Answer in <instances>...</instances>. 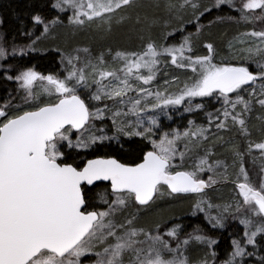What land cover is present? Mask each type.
I'll return each mask as SVG.
<instances>
[{
  "label": "snow or ice",
  "instance_id": "snow-or-ice-1",
  "mask_svg": "<svg viewBox=\"0 0 264 264\" xmlns=\"http://www.w3.org/2000/svg\"><path fill=\"white\" fill-rule=\"evenodd\" d=\"M233 2L215 0L214 6L232 7ZM135 3L136 0H55L52 7L60 12L71 9L69 23L72 25L83 27L98 20L107 25L110 31L112 18L118 12L132 8ZM189 7L197 22L195 34L184 35L179 44L158 45L149 40L142 51H118L113 57L120 65L117 69L105 68L103 54L96 63L89 60L78 67L81 58L77 54L62 56L69 69L63 79L52 75L42 76L32 68L20 71L15 77H6L8 80L15 79L18 88L26 95L22 105H13L11 101L0 105V264H83L84 259L92 257L91 264H193L188 256L190 248L201 245L211 248L216 243L200 234L199 229L181 240L180 225H174L163 234L159 232V225L155 234L150 228L137 226L140 209L151 206L161 185L167 186L169 195H200L205 188L217 183L213 176H209L207 181L199 178L200 172L207 170L224 180L228 179V164L223 160H212L215 155L213 148L216 143L224 141L223 136L217 135L213 144L205 147L211 128L189 121L185 131L174 129L165 132L157 141L151 139L153 127H158L157 118L148 115V127H144V114L158 111L166 115L165 110L169 106L184 102L189 105L185 111L192 112L204 107L199 103L193 107V98L216 95L223 100V112L217 110L216 114L209 113L208 124L215 123L217 132L236 128L247 142V154L252 155L255 149L264 159V139L255 143L248 139L251 132L247 126L254 105L264 110V31L242 33L234 42H229L230 50H234V44L241 45L238 51L233 52L234 56L240 58L238 64L225 61L214 63L215 49L212 43L204 44L208 55L194 58L190 55L193 36L202 31L198 23L203 15L202 12L197 14L199 5L194 0L166 4L169 13L181 21V31V14ZM257 9L264 13V0H243L242 6L235 10L241 13L242 20L250 22L248 13ZM124 19L126 17L121 16L118 22ZM33 21L43 23L39 15L34 16ZM57 22L51 21L52 24ZM48 30L49 26L45 25L42 35ZM173 33H167L165 40ZM248 37L258 38L259 43L244 47ZM35 43L33 41L32 45ZM29 47L36 51L35 47ZM83 51L87 53L88 49ZM12 54H26V50L20 49L17 53L13 49ZM7 55L6 49L0 47V59H6ZM169 59L177 68L191 69L192 76L183 87L176 92H169L167 87L163 91L145 87L155 81L162 60L168 62ZM252 65L255 72L250 70ZM37 81L46 82L40 94L51 96L54 89V102L39 103L40 94L34 95ZM176 82L174 78L173 83ZM168 83L165 81L166 85ZM93 87L95 91H92ZM249 87L252 91L245 98L241 93ZM78 89L91 93L89 101H108L113 106L121 107L127 105V111L117 109L113 112V124L118 134L140 136L151 143L153 150L144 154L142 163L128 166L116 159L98 158L88 160L82 169L62 163L63 142H67L69 148L87 149L97 141L112 139L96 135L84 138V133L89 131V121L101 118L104 112L111 109L105 103L103 109L90 110V105L81 98ZM133 92L136 98L129 95ZM230 94L235 95V99ZM33 102L37 105L33 110H20ZM129 116H135V121L125 123L121 119L117 124V118ZM73 129L81 133L75 143L71 139ZM261 132L264 133V128ZM180 143H183V149L179 147ZM229 151L232 152L233 166L239 163L236 188L242 202L238 201L234 209L231 204L225 205L220 214L206 215V219L213 228H217L223 227L226 213L250 214L241 218L240 222L245 227L244 242L255 245L257 235L264 234V166L261 167L257 187L251 183L244 168L245 152H241L238 145ZM189 154L195 155L193 170L173 173L175 167L183 166ZM177 156L181 160L179 166L173 163ZM96 180L111 181L115 198L111 203L104 199V203L108 204L107 211H85L81 183L87 181L92 184ZM129 207L136 208V212L131 213L123 223L117 222L116 215ZM212 207L211 203L198 200L193 205V215ZM173 241L175 247L172 246ZM232 244L233 251L225 264H240L237 258L242 260L246 254L251 255L246 253L240 241L234 240ZM211 255L214 257L215 253ZM196 264H209V260L205 256Z\"/></svg>",
  "mask_w": 264,
  "mask_h": 264
},
{
  "label": "trees",
  "instance_id": "trees-1",
  "mask_svg": "<svg viewBox=\"0 0 264 264\" xmlns=\"http://www.w3.org/2000/svg\"><path fill=\"white\" fill-rule=\"evenodd\" d=\"M157 1H160V3H157ZM204 1L207 0L199 1V7L202 9L203 15L198 23L202 26V31L193 36V50L190 55L194 58L208 55V50L204 47V44L212 43L215 49L213 62L218 63L220 59L225 58L233 64L240 63V58H228L226 49L229 40L233 36L243 32H251V24H247L240 19V12L235 10L239 9L238 7L224 5L216 8L211 3L206 5ZM54 3L55 0H0L1 43L8 53V57L3 61L0 69V105H3L6 101H11L13 105H22L23 98L26 95L23 90L18 88L15 79L8 80L6 79L7 76L15 77L20 71L32 68L41 75L62 77L63 71L60 58L62 51H68L79 46L89 48L93 53L94 51L105 53L107 51L135 49L139 48V45L149 42V40L160 43V41L165 40L164 37L167 33H173L172 31L175 29L173 35L164 41V44L170 45L177 44L180 33H196L197 22L195 20L193 21L194 24H186L182 31L179 29L181 21L177 20L166 8L168 3L176 4L175 0H136L132 8L124 9L112 18L110 31L108 26L103 25L101 22L88 23L83 27L70 24L68 14L57 12L52 7ZM206 8L210 11H204ZM36 15L41 17L42 24L34 23L33 17ZM181 15L184 22L187 14L183 11ZM121 16L126 17V19L118 22ZM53 20L58 22L52 24L51 21ZM45 24H48L49 30L42 35ZM37 37H39L38 40ZM33 41H36L35 45H32ZM27 45L35 47L36 51L27 50L26 54H12L13 49L17 48L18 50ZM171 67H175V65ZM250 70L255 71L252 66H250ZM251 91L252 88L249 87L241 94L247 98L248 92ZM78 94L90 105L89 92L78 90ZM214 96L199 97V103L203 104L204 107L184 114L180 118L178 127L185 131L189 127V121H193L195 125L210 127V139L205 147L212 145L217 135L224 137V141L215 144L213 148L215 155L212 160L219 159L228 164V179L224 180L220 175L207 170L198 174L199 178L204 180L208 179L209 176H213L217 180V183L211 189L202 194L210 195L212 198H223L235 194L237 191L234 184L237 182L239 163L237 162L233 166V156L232 152L229 151L230 148L238 145L239 150L245 152L244 168L250 177L251 183L257 187L259 186V176L262 174L261 167L264 164L259 161L261 159L247 154V142L236 128H231L230 131L221 130L217 132L215 123L208 124V114H216L217 110L222 113L224 108L223 103ZM27 107L30 106L24 105L20 110L25 111ZM258 117L261 119H258ZM90 123L95 128L105 130L108 133L112 132V124L107 119L92 120L89 121ZM229 125H231L230 120ZM247 126L251 132L248 139L254 143L264 139V133L261 132V129L264 128V110L254 105L253 111L248 117ZM148 150H151L148 140L142 137L121 135L118 136L117 142L97 143L88 150H65L62 163L72 164L76 168H80L89 158L114 157L125 164H136L142 160L143 155ZM189 157L185 158L183 166L175 167L172 171L175 172L178 169L193 170V165L190 162L195 158L194 154H189ZM173 163L178 166L181 165L180 158L174 160ZM220 171L223 172V169ZM82 191L85 199V211L95 210L98 212L104 210L108 207V204L104 203V199H107L108 203L112 201L108 183L99 182L89 187L82 186ZM194 195L195 193L169 195V190L161 185L160 192L156 194L151 206L140 209L137 225L147 228L159 225V229L162 231H167L174 225H180L179 237L181 240L189 233L199 229L200 234L216 241L210 249L212 253H215L214 257L219 263H225L229 259L233 251L232 242L234 240L240 241L246 253L251 254H246L242 260L237 258L240 260V264H262L264 262V237L261 234L255 238V245H247L244 242L243 228L235 220H230L224 229L212 228L201 213L193 215ZM204 251L205 248L201 245L190 248L188 254H192L193 258H197L203 255Z\"/></svg>",
  "mask_w": 264,
  "mask_h": 264
},
{
  "label": "rangeland",
  "instance_id": "rangeland-1",
  "mask_svg": "<svg viewBox=\"0 0 264 264\" xmlns=\"http://www.w3.org/2000/svg\"><path fill=\"white\" fill-rule=\"evenodd\" d=\"M175 1H176V4L181 2V0H175ZM199 1L200 0H194V2L197 3L198 5H199ZM157 3H160V1L159 2L157 1ZM204 3L206 5L209 4V3L215 5V0H207V1H204ZM242 3H243V0H234L232 7L240 8L242 6ZM55 10H57V9H55ZM201 10L202 9L199 7L197 14L200 13ZM184 11L187 14V18L184 19L183 29L185 28L186 24H188V25L189 24H194L193 21L195 20V19H193V17H194L193 10L190 7L185 9ZM57 12H60V11L57 10ZM60 13H63V12H60ZM66 13L68 14L67 17H68V21H69V16L72 15V10L69 9V10L66 11ZM248 15L250 17V22L242 20L241 19V13H240V19L243 22L247 23V24L250 23L251 26H252V31H257V32L264 31V19H258L259 17H264V13H262L260 10L257 9V10H255L253 12L248 13ZM188 21H192V23H188ZM96 22L98 23L100 21L97 20V21H95L93 23L96 24ZM93 23H89V24H93ZM45 25H48V24H45ZM179 29H181V27ZM243 33H246V32H243ZM184 35H188V34L184 33V32H183V34L180 33V36H178V38H177V44H179V42L181 41V39H182V37ZM238 36H240V33L235 35V36H233L229 40V42H234L235 38L238 37ZM246 39H247V43L245 45H243L244 47L250 46L253 43H259V39L258 38L248 37ZM164 41L165 40H162V41H160V43L158 42L157 44L158 45L164 44ZM229 42H228V48L226 49V55L228 56V58L229 57H237V58H239L238 56H234L233 52L234 51H238L239 48L241 47V45L234 44V50H230L229 49ZM145 44L139 45V48H135V49H125V50H117V51H111V52L107 51L105 53H102V52L100 53V51H94V53H93V52H91L89 50V48H86V47L81 48L80 46L79 47H75L73 49H70L68 51H64V52L62 51L60 53L61 54L60 58H61V68H62V71H63V76L62 77L55 76V77L63 79L68 74V70L69 69H67V62H66V60H62V56L77 55L78 54L80 56V58H81L80 63L78 64V67H81V66H83L84 63H86L89 60H91L93 63H96L97 59L101 56V54H103V57H104V60H105V68L107 70H113V69H117V68L120 67L119 63L115 62L114 59H113V57L115 56L116 52H118V51H122V52H138V51H142ZM0 47L4 48L3 44L1 43V35H0ZM21 49H25L27 51V50H30V47H29V45H27L26 47H22ZM83 49H88V52L85 53L83 51ZM16 50H17V48H16ZM77 50H80V51L77 52ZM19 51H20V48L17 50V53H19ZM7 57H8V55H7ZM4 60H6V59H0V69L2 68V63H3ZM221 61L228 62L227 59L223 58V59H220V61H218V63H220ZM214 63H217V62H214ZM171 66H173V65L170 63V59H169L168 62H165V61L162 60L160 66H159V71L157 73L155 81L151 85L145 86V87H150L151 90H153V91H155V90L163 91L164 88L167 87L169 92H176L179 87H183V84L189 79V77L192 76L191 69H187V68L186 69H181V68L178 69V68H175L176 66L175 67H171ZM252 67H253V70L256 71L255 66L252 65ZM88 71L90 72L91 69H89ZM255 71H253V72H255ZM42 76H47V75H42ZM174 78L177 81L176 83H173ZM165 81H168L169 83L166 85ZM45 86H46V82L37 81L36 85H35L34 95L40 94L41 93V89L43 87H45ZM78 90H83V89H78ZM257 90H259L258 87H257ZM92 91H95L94 87H93ZM90 95H91V93L89 92L88 96H90ZM129 95L132 98H136V93L135 92L130 93ZM230 95L232 96L233 99H235V95H233V94H230ZM214 97L218 101L223 103V100L218 98V96L215 95ZM199 100H200L199 97L193 98L192 106L194 107L195 104H198ZM54 101H55L54 89H53V95H51V96L48 95V94H40V98H39V103L41 102L40 104L48 103V102H54ZM89 102H91L90 103V106H91L90 110H92V111H95V109H97V108L103 109L105 107V103L108 104V107L111 109V111H106V112L103 113L101 118L92 119V120L93 121L94 120L98 121V120H102V119H107L110 122V124H112V126H111L112 132L108 133L105 130L95 128V126H93L90 123L89 124V131L84 133V138L87 139V137L89 135H96V136H104V137L112 138V139H105L103 141H97V143L117 142L118 136H121V134H118L116 132V125L113 124L112 115H113V112L116 111L117 109H119L121 111H127V105H125L123 107H121L119 105L113 106V104L111 102H108V101H105V102L89 101ZM33 103L35 104V102H33ZM34 104H32V105H34ZM99 104H101V105L99 106ZM28 106H30L31 108L27 107V108H25L26 109L25 111L34 109L33 108L34 106H31V105H28ZM186 107H189V105L187 104V102H184L181 105L169 106V108L165 110L166 115H165L164 112H158V111L157 112H149V113L144 114V127H148V123H147V116L148 115H154L157 118V121H158V127H153V130H152L153 134L151 136V139H154V140L158 141L160 136L163 133L171 132L174 129L178 130L180 132H183L184 130L180 129L178 126L180 124V118L184 114L190 113V112H186L185 111ZM195 110H197V109H195ZM220 118L223 119V116L221 115ZM121 119H123L124 122L126 123L128 120H131V121L134 122L136 118H135V116H129V117H126V118H117V124L120 123ZM213 119L215 120V116H213ZM92 120H90V121H92ZM78 135H81V133L74 132L72 130L71 139L73 140L74 143H75L76 137ZM126 137H128V136H126ZM136 137H140V136H136ZM93 145H95V144H93ZM93 145H91L90 147H92ZM179 147L181 149H183V143H180ZM89 148H87V149L75 148V147L69 148L67 146V142H63V146L61 147V151H62V153H64V151L68 150V149L88 150ZM150 148H151V150H153L151 143H150ZM200 154L202 155L203 153L201 152ZM252 155L254 157H256V158L261 159L259 161L262 164H264V159L261 158V154H260V152L258 150L254 149V151L252 152ZM194 157H195V155H194ZM176 159H179V156H177L174 160H176ZM194 161H195V158H193L191 160L190 164L193 165ZM178 170H181V169H178ZM178 170H176V171H178ZM185 171H191V170L187 169ZM207 180L208 179H206V181ZM240 182H242V178H241ZM111 195H112V192H111ZM194 196L195 197H194V200H193V202H194L193 205L198 200H201V199L205 200V201H207V202H209V203H211L213 205L211 210H207L206 212H199V211L196 212V213H201L205 217V219H206V215L217 216L218 214H220V212L223 210V207L225 205L231 204L233 209H234L236 207V204H237L238 201L242 202V197L239 196L237 191H236L235 194L227 195V196H225L223 198H212V196L207 195V194H200V195L195 194ZM114 198L115 197L112 195V200ZM217 206H219V207H217ZM205 207L207 208L206 205H205ZM107 210H108V207L106 209L100 210V211H107ZM133 212H136V208L129 207L128 209L122 211L121 213H118L116 215L115 219H116L117 222L123 223L124 220ZM192 212H193V207H192ZM247 215H250V214L242 213L240 215H233L232 213H226V214H224V218H223V227H217V228L218 229H224L226 227V225L230 222V220H235L243 228V233H245V227L240 222V220H241V218H244ZM206 221L212 227V225L209 223V221L207 219H206ZM144 228L145 229H149L147 227H144ZM150 229H152L153 230V234H155L156 227H153V228L151 227ZM252 230L254 231L255 228L253 227ZM159 232L161 234H163L165 231H162L161 229H159ZM258 235H260V234H258ZM261 235L264 237V234H261ZM172 246L175 247V241L172 242ZM203 246L205 248V251H204V254L201 255L200 257L196 256L197 258H193L192 254L191 255L188 254V256L190 257V259L193 262V264H196L197 261L204 259L205 256H207V258L209 260V264H225V263L217 262L215 257H213L211 255L212 254L211 249L209 247H207L206 245H203ZM93 259H94V257H92L91 259H84L83 264H91V260H93Z\"/></svg>",
  "mask_w": 264,
  "mask_h": 264
},
{
  "label": "water",
  "instance_id": "water-1",
  "mask_svg": "<svg viewBox=\"0 0 264 264\" xmlns=\"http://www.w3.org/2000/svg\"><path fill=\"white\" fill-rule=\"evenodd\" d=\"M73 131L74 132H77L75 129H73ZM148 151H152V150H148ZM147 151V152H148ZM143 157H144V155H143ZM109 159V158H111V159H116V158H114V157H93V158H89V159H87L84 163H83V165L80 167V168H78V169H82L83 167H84V165L87 163V161L88 160H92V159ZM117 160V159H116ZM118 162H120L119 160H117ZM143 162V158H142V160L140 161V162H138V163H142ZM120 163H122V162H120ZM138 163H136V164H138ZM122 164H125V163H122ZM136 164H126V165H128V166H135ZM75 167V166H74ZM178 171H185V170H178ZM174 173V172H173ZM206 181V180H205ZM99 182H102V183H108L109 184V186H110V190H111V181L110 180H96V181H93V183L92 184H88L87 183V181H82V183H81V190H82V186H87V187H89V186H92L93 184H95V183H99ZM166 188H167V186L166 185H164ZM234 186H235V188H236V183L234 184ZM213 187V185H211L210 187H207V188H205V190L203 191V192H205V191H207V190H209V189H211ZM168 189V188H167ZM236 190H237V192H238V194H239V189H237L236 188ZM111 192H112V190H111ZM82 193H83V191H82ZM180 194H194V193H180ZM89 211H95V210H89Z\"/></svg>",
  "mask_w": 264,
  "mask_h": 264
},
{
  "label": "flooded vegetation",
  "instance_id": "flooded-vegetation-1",
  "mask_svg": "<svg viewBox=\"0 0 264 264\" xmlns=\"http://www.w3.org/2000/svg\"><path fill=\"white\" fill-rule=\"evenodd\" d=\"M111 191V190H110Z\"/></svg>",
  "mask_w": 264,
  "mask_h": 264
}]
</instances>
